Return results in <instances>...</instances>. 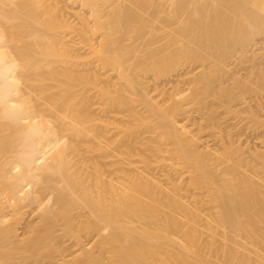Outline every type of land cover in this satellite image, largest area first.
<instances>
[{"label": "bare ground", "instance_id": "1", "mask_svg": "<svg viewBox=\"0 0 264 264\" xmlns=\"http://www.w3.org/2000/svg\"><path fill=\"white\" fill-rule=\"evenodd\" d=\"M260 34L264 0H0V264H264Z\"/></svg>", "mask_w": 264, "mask_h": 264}, {"label": "rangeland", "instance_id": "2", "mask_svg": "<svg viewBox=\"0 0 264 264\" xmlns=\"http://www.w3.org/2000/svg\"><path fill=\"white\" fill-rule=\"evenodd\" d=\"M260 35H264V34H260ZM260 35L257 37V41H259L260 39H263V40H264V37L262 36L263 38H261ZM258 38H259V40H258ZM263 40H262V41H263ZM263 42H264V41H263ZM261 52H262V51H261ZM258 53H259V51H258ZM197 116H199V114H197ZM236 240H237V242H238L239 245L244 244V245H242V247H243V246H246V247H249V248H253V247H251L252 245L249 243V241H248L246 238H243V237L241 238V237L237 236V237H236ZM241 241H243L242 244H240ZM247 241H248V242H247ZM239 245H238V246H239ZM240 247H241V246H240ZM242 247H241V249H242Z\"/></svg>", "mask_w": 264, "mask_h": 264}]
</instances>
